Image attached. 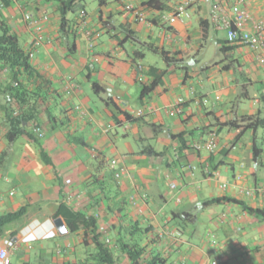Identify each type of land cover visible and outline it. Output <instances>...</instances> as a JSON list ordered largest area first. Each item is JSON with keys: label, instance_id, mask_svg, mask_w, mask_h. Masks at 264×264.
<instances>
[{"label": "crops", "instance_id": "1", "mask_svg": "<svg viewBox=\"0 0 264 264\" xmlns=\"http://www.w3.org/2000/svg\"><path fill=\"white\" fill-rule=\"evenodd\" d=\"M25 1L27 10L50 18L43 23L47 41L30 58L41 77L21 76L16 96L7 70H0V215L27 208L0 236L9 264H71L87 257L92 247L83 229L61 234L44 222L60 217L68 228L71 211L105 226L121 264L132 262L120 241L139 243L146 255L160 253L170 264H264V219L244 207L264 210V130L238 138L228 125L264 113V62L248 45L228 43L227 30L211 20L212 0H197L190 18L173 24L162 15L182 0H166L162 10L149 8L148 0H102L92 14L68 13L65 31L56 0ZM224 2L264 19V0ZM0 18L30 51L34 30L20 9L0 0ZM201 19L209 24L206 34ZM152 67L166 72L149 74ZM155 78L159 84L141 98L142 86ZM179 98L182 111L173 113ZM17 114L27 121L10 142V119ZM213 133L215 150L194 148ZM255 144L262 149L257 161ZM114 159L124 170L119 181ZM224 197L244 205H204ZM28 232L37 238L24 240Z\"/></svg>", "mask_w": 264, "mask_h": 264}, {"label": "trees", "instance_id": "2", "mask_svg": "<svg viewBox=\"0 0 264 264\" xmlns=\"http://www.w3.org/2000/svg\"><path fill=\"white\" fill-rule=\"evenodd\" d=\"M58 3V10L61 20V30L65 31L68 25L67 14L70 12H76L78 10H85L83 0H56ZM102 1V0H101ZM166 0H148L146 5L152 9L162 10L165 9ZM200 24L203 28L204 34L208 28L207 20H200ZM205 36V35H204ZM167 64L173 62V58L170 53L166 50L160 52ZM0 70H7L10 75V82L8 89L13 95L18 96L23 87L21 76L26 77V81L31 77H41L40 72L33 67L30 62V54L27 52L19 39V36L13 32L9 24L0 18ZM160 74L162 76L166 69L159 70L152 67L149 74ZM159 78H155L150 84L143 85L141 90V98L148 95L155 87L159 84ZM27 121L21 115H15L10 119L11 130L8 133V140L13 141L23 130V122ZM228 125L237 131V137H241L249 130L256 132L258 129L264 130V113L250 116H242L234 120H230ZM32 138V134H30ZM182 134L179 135L181 137ZM262 149L254 145V160L257 161ZM232 201L244 205L241 200L235 198H214L206 201L204 205H211L220 201ZM249 212L256 213L264 219V210L253 209L244 206ZM27 211L26 207H23L17 211H12L3 215H0V236H2L3 228L25 215ZM71 211V210H70ZM73 219L69 221L68 217V229L71 232L83 229L85 231V242L87 245L92 247V250L82 260L71 264H121L119 256L116 254L114 247L106 242L103 234L99 232L98 221L94 216L86 215L81 212H70ZM58 215V214H56ZM67 217V216H66ZM122 252H124L130 259L132 264H170L164 256L160 253H150L146 255V248L139 243H120L117 244ZM32 264V263H25Z\"/></svg>", "mask_w": 264, "mask_h": 264}, {"label": "built area", "instance_id": "3", "mask_svg": "<svg viewBox=\"0 0 264 264\" xmlns=\"http://www.w3.org/2000/svg\"><path fill=\"white\" fill-rule=\"evenodd\" d=\"M17 8L22 12L24 21L33 28V36L30 42L31 50L28 51L30 58L36 49L40 48L46 41L47 36L43 32V23L48 21L50 16L46 13L36 15L26 8L25 0H10ZM197 2V0H182L175 6H173L168 12L162 15V20L173 24L178 21L190 18V8ZM125 8L128 11L135 13L136 17L140 21H144V15L142 11L132 3H126ZM82 16H85L86 10H81ZM211 20L219 28H225L227 30V41L229 44H245L254 49L257 52V59L264 62V19L255 20L251 14L241 5L233 4L229 7L226 6L224 0H212V11ZM91 34H89L90 36ZM99 34L97 33L96 36ZM91 40V39H90ZM91 41V46H92ZM184 104V99L179 98L173 107V113L181 112V106ZM76 110L81 114L85 115V110L82 109L80 105L76 106ZM143 110L138 111V115H142ZM34 131L38 133L41 137L43 135L41 128L34 127ZM217 147L216 135L213 133L209 139L202 143L194 144V148L199 150L201 148H207L211 151L215 150ZM112 165L114 166V177L117 181L121 180L124 175V170L117 167V160H112ZM218 175V173H217ZM240 179V176H237ZM71 180L68 179L67 183ZM223 188L228 186L227 182L221 184ZM173 189L177 188V184L171 183ZM246 193L252 194L251 190L246 191ZM132 201H136V196H131ZM180 201V197H177ZM34 231V230H33ZM99 232L105 236L106 228L104 225L99 226ZM35 232H28L24 236V240L28 237L36 239ZM46 235V234H45ZM30 238V239H31ZM106 242L110 243V239L104 237ZM0 264H9V250L8 247L3 245L0 246ZM211 264H221L219 259H214Z\"/></svg>", "mask_w": 264, "mask_h": 264}, {"label": "rangeland", "instance_id": "4", "mask_svg": "<svg viewBox=\"0 0 264 264\" xmlns=\"http://www.w3.org/2000/svg\"><path fill=\"white\" fill-rule=\"evenodd\" d=\"M107 1H112V0H107ZM82 3L84 4L86 11L88 13L92 14L100 8L101 0H83ZM149 57H150V60L153 59L154 61H159L162 64L161 57H159L158 55L153 54V53H149ZM54 242H55L54 240L51 241V245L54 246ZM34 257H35L34 254L31 255V259L33 262L35 261ZM15 261L16 260L14 259V263H16Z\"/></svg>", "mask_w": 264, "mask_h": 264}, {"label": "water", "instance_id": "5", "mask_svg": "<svg viewBox=\"0 0 264 264\" xmlns=\"http://www.w3.org/2000/svg\"><path fill=\"white\" fill-rule=\"evenodd\" d=\"M54 225L56 226L57 230L61 233L64 234L68 231L67 226L63 222L62 218L58 217L54 220Z\"/></svg>", "mask_w": 264, "mask_h": 264}, {"label": "clouds", "instance_id": "6", "mask_svg": "<svg viewBox=\"0 0 264 264\" xmlns=\"http://www.w3.org/2000/svg\"><path fill=\"white\" fill-rule=\"evenodd\" d=\"M45 223H49V224H54V222H49V221H44ZM55 235V232L54 231H49V236H54Z\"/></svg>", "mask_w": 264, "mask_h": 264}]
</instances>
